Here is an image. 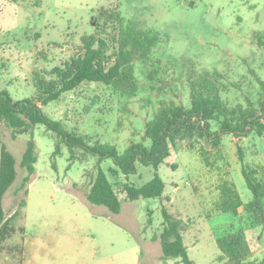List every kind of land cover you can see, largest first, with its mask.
<instances>
[{
    "label": "rangeland",
    "instance_id": "obj_1",
    "mask_svg": "<svg viewBox=\"0 0 264 264\" xmlns=\"http://www.w3.org/2000/svg\"><path fill=\"white\" fill-rule=\"evenodd\" d=\"M112 5L127 24L159 31V42L147 59L134 60L139 89L133 97L87 82L42 106L67 130L92 142L115 144L119 152L133 141L148 145L145 124L159 101L189 104L193 71L212 74L229 105L257 102L259 81L264 82V0H0V89L16 100L33 96L34 72L45 74L69 58L79 37L93 30L94 11ZM31 137L35 171L21 189L24 171L19 162ZM1 143L14 155L18 172L3 197L4 211L7 217L17 211L13 225L24 229L5 244L23 245L22 264H183L179 258L161 257L162 205L181 221L194 264H216L222 254L216 238L238 227L245 229L250 259L264 257V225L252 227L244 210L235 215L220 205L222 184L233 185L245 202L251 198L238 148L243 162L259 170L264 165V133L223 135L216 146L196 135H182L157 170L137 164L136 173L128 176L110 172L112 160L103 159L100 165L121 202L118 213L86 200L96 156L68 147L42 124L12 137L0 123ZM56 144L58 153L52 156ZM155 172L164 181L160 198H126L124 182L140 186ZM21 199L25 205L20 208ZM19 260L16 253L0 252V264Z\"/></svg>",
    "mask_w": 264,
    "mask_h": 264
},
{
    "label": "trees",
    "instance_id": "obj_2",
    "mask_svg": "<svg viewBox=\"0 0 264 264\" xmlns=\"http://www.w3.org/2000/svg\"><path fill=\"white\" fill-rule=\"evenodd\" d=\"M76 51L60 65L52 67L45 74L34 72L33 96L14 99L6 89H0V123L10 130L12 137L28 131L36 124H42L46 130L56 134L58 140L68 147H79L89 155L97 157L96 173L86 193V200L93 205H102L111 213L121 210V202L100 162L110 158L114 167L108 170L125 176L137 171V164L158 166L170 155L171 146L182 135L198 136L216 146L223 135L246 137L251 133L259 136L264 133V82L256 103L247 105L236 103L229 105L221 96V85L208 72L193 71L189 77V104L173 101H159L152 118L145 124L144 135L149 144L131 142L123 152L109 142L91 141L87 136L67 130L63 124L49 117L42 106L57 100L64 92L71 91L87 82L102 83L121 95L133 97L139 89V80L135 74L134 60L144 61L149 57L152 47L160 39V33L151 29H138L126 23L117 5L99 8L93 14V30L79 37ZM52 46L59 43L50 42ZM55 145L52 156L58 153ZM238 157L241 174L251 198L244 202L233 185L221 186V207L225 211L239 214L245 211L251 220V226L264 225V165L258 169L248 167L242 158L240 148ZM37 160L36 145L31 137L22 153L19 167L24 171L20 188L31 180ZM260 173L259 177L257 173ZM16 159L12 152L0 145V252L19 255L18 264L24 259L22 244L7 246L6 240L23 228L13 225L17 211L6 216L3 197L17 178ZM122 190L126 198L134 201L140 198H160L164 192V181L155 172L151 179L140 186L124 182ZM26 194V189L23 190ZM25 205L24 199L19 207ZM162 230L158 235L161 257L179 258L183 264H194L189 258L183 241L181 221L172 217L162 205ZM216 244L222 252L216 264H264V257L250 259L253 254L246 238L245 229L238 227L216 238Z\"/></svg>",
    "mask_w": 264,
    "mask_h": 264
},
{
    "label": "crops",
    "instance_id": "obj_3",
    "mask_svg": "<svg viewBox=\"0 0 264 264\" xmlns=\"http://www.w3.org/2000/svg\"><path fill=\"white\" fill-rule=\"evenodd\" d=\"M245 202V201H244Z\"/></svg>",
    "mask_w": 264,
    "mask_h": 264
}]
</instances>
